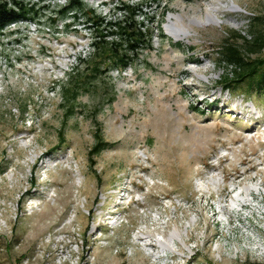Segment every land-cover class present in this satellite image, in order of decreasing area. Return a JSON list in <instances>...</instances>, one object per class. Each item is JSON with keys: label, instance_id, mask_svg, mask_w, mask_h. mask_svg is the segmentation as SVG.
Masks as SVG:
<instances>
[{"label": "rangeland", "instance_id": "obj_1", "mask_svg": "<svg viewBox=\"0 0 264 264\" xmlns=\"http://www.w3.org/2000/svg\"><path fill=\"white\" fill-rule=\"evenodd\" d=\"M84 1L119 17L120 0ZM126 1L142 3L153 47L122 72L89 77L92 35L69 15L0 34V264H264L217 221L228 197L264 203V94L224 88L215 53L264 0ZM209 8L220 24L190 22ZM171 14L186 39L165 31ZM95 133L108 146L91 163Z\"/></svg>", "mask_w": 264, "mask_h": 264}, {"label": "trees", "instance_id": "obj_2", "mask_svg": "<svg viewBox=\"0 0 264 264\" xmlns=\"http://www.w3.org/2000/svg\"><path fill=\"white\" fill-rule=\"evenodd\" d=\"M51 2L57 0H0V34L14 22L40 19L45 9H49L51 22H56L59 16L69 15L73 22H82L92 35V50L88 57L78 56L80 63L90 64L89 77L107 75L112 70L122 72L137 61L143 50L153 47V31L144 20L147 12L142 3L126 0L115 2L113 10L119 12V17L107 19L84 0H67L63 5L56 4L50 8ZM249 22L246 35L230 31L215 51L225 68L219 83L227 90L240 86L244 92L264 94V16L255 15ZM67 73L70 76L72 72ZM87 82L83 80L74 84L77 89L73 94L74 99ZM67 91L64 88V96ZM63 142L64 139L60 141L61 144ZM106 146L108 143L102 135L95 133V142L88 153L91 163L92 156Z\"/></svg>", "mask_w": 264, "mask_h": 264}, {"label": "built area", "instance_id": "obj_3", "mask_svg": "<svg viewBox=\"0 0 264 264\" xmlns=\"http://www.w3.org/2000/svg\"><path fill=\"white\" fill-rule=\"evenodd\" d=\"M237 198L242 200H237ZM250 198L249 196L247 200L243 196H233L231 199L228 197V206L227 204L224 206L218 205L225 213L223 212L222 218L219 217L217 221L218 224L226 226L225 228L229 227L231 232L237 229L234 234L236 239L256 241L255 243H249L244 249L248 254L264 257V239L261 236L264 234V203L253 201ZM236 221L238 224L235 226L234 222ZM88 256L92 257L90 254Z\"/></svg>", "mask_w": 264, "mask_h": 264}, {"label": "bare ground", "instance_id": "obj_4", "mask_svg": "<svg viewBox=\"0 0 264 264\" xmlns=\"http://www.w3.org/2000/svg\"><path fill=\"white\" fill-rule=\"evenodd\" d=\"M230 7V9L235 10V11H240L241 7L237 6L233 0H231L230 5L228 6ZM216 11L217 9L214 8H209L206 10V14L204 18H192L190 20V22L192 24H212V23H216V24H220L221 20L217 17L216 15ZM178 19L181 20V15L177 14H171L168 16V19L164 25L165 27V31L172 36L174 39H178V40H182V39H186L189 35H190V30L188 26H185L182 24V26L175 24V22L173 21ZM252 107V110H254V107ZM212 180H214L212 178ZM257 187H254V190ZM243 190H245L246 193H250V187L249 186H245L243 187ZM237 200H242L241 198H238ZM175 240H181L180 237V232L178 227H174V229L172 230L171 234L169 235L168 239L166 240H159V243L161 246H163L164 248L168 249V250H173L172 246H173V242Z\"/></svg>", "mask_w": 264, "mask_h": 264}]
</instances>
